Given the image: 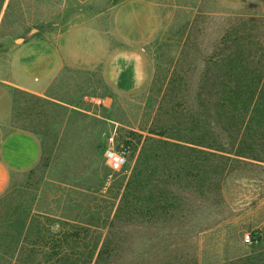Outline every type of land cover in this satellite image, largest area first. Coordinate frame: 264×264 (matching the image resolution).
Segmentation results:
<instances>
[{
    "label": "rangeland",
    "instance_id": "374dc122",
    "mask_svg": "<svg viewBox=\"0 0 264 264\" xmlns=\"http://www.w3.org/2000/svg\"><path fill=\"white\" fill-rule=\"evenodd\" d=\"M117 1L0 0V136L25 129L40 145L0 192V264H264V0H151L159 27L131 91L99 69L64 68L54 99L3 80L21 41ZM236 74L261 93L241 113ZM108 134L128 150L117 171Z\"/></svg>",
    "mask_w": 264,
    "mask_h": 264
},
{
    "label": "crops",
    "instance_id": "0c3cea01",
    "mask_svg": "<svg viewBox=\"0 0 264 264\" xmlns=\"http://www.w3.org/2000/svg\"><path fill=\"white\" fill-rule=\"evenodd\" d=\"M158 27L153 1L118 0L103 14L75 15L48 39L21 41L9 54L3 80L48 97L64 68L99 69L111 91H131L147 79L143 45L155 37ZM39 157L35 134L25 129L4 132L0 136V192L13 175L29 172Z\"/></svg>",
    "mask_w": 264,
    "mask_h": 264
},
{
    "label": "trees",
    "instance_id": "16d2710c",
    "mask_svg": "<svg viewBox=\"0 0 264 264\" xmlns=\"http://www.w3.org/2000/svg\"><path fill=\"white\" fill-rule=\"evenodd\" d=\"M228 79H229V81H232V83H233L231 102L235 103V105H233L230 108V111L236 110V103L238 102L241 105L238 106L237 111H239V113H241V111H245V109H247V105L249 104V102H252L251 101L252 99L258 98V96H261V93L259 91H256L255 89L251 90L248 88L249 78H247L246 76H243L241 74H236V75H233L231 78H228ZM234 117H235V113L232 114L231 118H234ZM202 124H204V126H207L209 128L207 121H202ZM217 125L218 124H214V126H213L215 129L214 130L215 132L217 131L216 130ZM220 127L221 126H219V128ZM248 236H249L248 241H250V242H257L260 239L257 228L251 230L248 233ZM97 253H98V255H100V253L102 254V250H99Z\"/></svg>",
    "mask_w": 264,
    "mask_h": 264
},
{
    "label": "built area",
    "instance_id": "2783aa9c",
    "mask_svg": "<svg viewBox=\"0 0 264 264\" xmlns=\"http://www.w3.org/2000/svg\"><path fill=\"white\" fill-rule=\"evenodd\" d=\"M92 102L95 105H103L104 97L103 96H93L91 97ZM126 145H115L113 141V135H105L104 141L102 144V156L108 168L113 171H117L121 168L123 163L126 160L127 156ZM243 237L245 240H248V233H244Z\"/></svg>",
    "mask_w": 264,
    "mask_h": 264
}]
</instances>
